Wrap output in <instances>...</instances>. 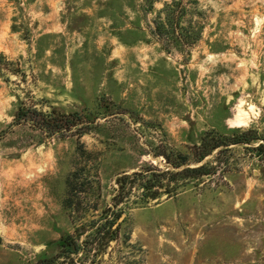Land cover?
<instances>
[{
  "label": "rangeland",
  "instance_id": "1",
  "mask_svg": "<svg viewBox=\"0 0 264 264\" xmlns=\"http://www.w3.org/2000/svg\"><path fill=\"white\" fill-rule=\"evenodd\" d=\"M154 1L0 0V264L55 254L119 177L181 161L212 174L158 201L128 186L97 264H264V0H198L192 46L156 35L172 0ZM41 114L77 123L48 132Z\"/></svg>",
  "mask_w": 264,
  "mask_h": 264
},
{
  "label": "trees",
  "instance_id": "2",
  "mask_svg": "<svg viewBox=\"0 0 264 264\" xmlns=\"http://www.w3.org/2000/svg\"><path fill=\"white\" fill-rule=\"evenodd\" d=\"M146 1L151 5L155 2L154 0ZM197 3L198 0H186V3L182 0H172L171 3L165 4L164 9L157 17L155 27L156 35L165 38L167 41H178L183 38L185 44L188 46L195 44L198 40V33L192 28H189V30L185 27L181 28L180 25L182 20L186 17L190 16V18H192L191 16H194ZM178 30H180V33H177ZM181 33L182 36H180ZM32 112V114H40L35 110ZM74 117L75 116L73 115H63L59 120L49 114H41L42 128L48 132L54 133L71 131L77 123V121L74 120ZM249 134L250 132L247 131L240 135H232L228 138L218 137L214 140L212 146L206 144L202 145V153L196 161L198 163L202 162L209 154L221 146L250 144L256 139L249 136ZM259 148L263 147L259 145ZM173 167L181 170L177 172H158L153 167H147L146 170L141 172L119 177L116 181V184L118 185L117 194L112 199V209L107 208L106 211L102 213L104 214V218L90 221L85 228H82V230L76 228L74 234L63 236L59 240V243L56 244L57 252L55 254L48 255L43 252L25 264H97V259L105 253L109 244L116 239L120 227L118 221L123 214V211L118 209V207L125 204L129 198V196H127L128 186L130 187V185L137 183L140 189L144 191L141 195V199L144 202L158 201L162 197L171 198L177 194L180 186L178 185V187L169 188L171 183L179 184V180H187L198 176H209L212 174L210 169L205 167V165L190 168L185 166L184 161L174 164ZM148 175H150L151 178H149ZM73 176L74 175H71L67 180L68 192L70 194L72 192L71 182ZM164 181L167 183H164ZM154 188L158 190L163 189V192H151ZM65 205L68 208L70 207L69 197L66 199ZM109 213L113 216V220L107 218Z\"/></svg>",
  "mask_w": 264,
  "mask_h": 264
},
{
  "label": "bare ground",
  "instance_id": "3",
  "mask_svg": "<svg viewBox=\"0 0 264 264\" xmlns=\"http://www.w3.org/2000/svg\"><path fill=\"white\" fill-rule=\"evenodd\" d=\"M237 121H238V123H242V122H241L242 120H240V119H239V120H237ZM243 122L245 123V121H243ZM239 126H240V125H239Z\"/></svg>",
  "mask_w": 264,
  "mask_h": 264
}]
</instances>
